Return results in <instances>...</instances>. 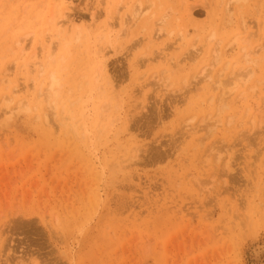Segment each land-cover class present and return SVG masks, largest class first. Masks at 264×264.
I'll list each match as a JSON object with an SVG mask.
<instances>
[{
	"label": "rangeland",
	"instance_id": "rangeland-1",
	"mask_svg": "<svg viewBox=\"0 0 264 264\" xmlns=\"http://www.w3.org/2000/svg\"><path fill=\"white\" fill-rule=\"evenodd\" d=\"M263 246L264 0H0V264Z\"/></svg>",
	"mask_w": 264,
	"mask_h": 264
},
{
	"label": "bare ground",
	"instance_id": "bare-ground-1",
	"mask_svg": "<svg viewBox=\"0 0 264 264\" xmlns=\"http://www.w3.org/2000/svg\"><path fill=\"white\" fill-rule=\"evenodd\" d=\"M245 77V76H244ZM54 85V83H51L50 84V88H52ZM250 254V253H249ZM252 264H263L262 262H264V246L261 247L260 249L257 250L256 248V251L252 252ZM262 261V262H261Z\"/></svg>",
	"mask_w": 264,
	"mask_h": 264
}]
</instances>
